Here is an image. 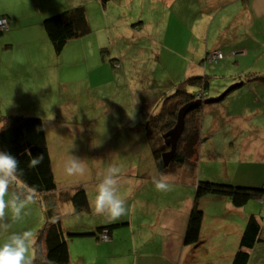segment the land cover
I'll list each match as a JSON object with an SVG mask.
<instances>
[{"label": "rangeland", "instance_id": "obj_1", "mask_svg": "<svg viewBox=\"0 0 264 264\" xmlns=\"http://www.w3.org/2000/svg\"><path fill=\"white\" fill-rule=\"evenodd\" d=\"M52 1L0 0V15H7L8 19L7 30L0 33V116L20 114L41 117L53 158L56 182L59 186L82 185L92 201L100 180L111 165L123 166L118 195L125 192L121 183L125 177H132L126 171L127 166L141 160L143 152H149L148 144L140 134L161 100L173 93L181 80L191 75L208 74L209 90L205 95L216 98L240 82H232L231 74L237 77L238 73H249L264 67V33L256 39L259 44L255 45L249 39L237 49L227 51L223 48V58L218 62H204L205 58L201 56L205 50L215 49H212L214 44L210 38L196 35V20L202 16L201 13L206 16L211 14L213 0H184L178 11L175 6L165 7L163 0H58L62 4L60 9L46 11V8H40L53 6ZM198 3L202 4L201 8ZM78 4L85 7L91 31L69 40L56 54L51 51L53 48L44 30L43 19ZM219 9L216 7L212 15ZM229 15V7L226 6L215 15L213 22L212 19L209 22L214 26ZM177 31L182 36L176 35ZM250 31L248 35L254 34L253 28ZM28 41L32 42L30 47ZM6 43H10L11 48H4ZM197 43L202 48V55L194 60L191 52ZM47 46H50L52 54H47ZM104 57L108 60L104 61ZM237 57L238 62L235 61ZM113 58L117 59L114 67L110 61ZM260 82L264 84V81ZM246 84L233 88L219 101L203 105L198 156L192 163V171L189 170L190 163L180 167L184 170V184L176 186L168 183L170 191L158 192L151 187V181L144 178L150 183L144 197L151 201L160 197L172 203L176 196L182 198L185 205L186 198H189L187 194L194 196L193 183L209 180V177L202 178L204 175L212 177L209 181L229 183L225 176L228 177L235 165L243 162L241 150L246 140L255 136L254 145L264 143V130H252L255 125L264 128V90L259 84H255L254 88ZM191 88L194 89L193 86ZM199 98L203 99V96ZM245 114L247 118H244ZM51 116L54 118L48 120ZM234 116L242 118L234 121ZM229 117L232 119L229 120ZM73 156L85 163L84 175L66 173L65 166ZM249 156L255 157L254 154ZM92 164L95 170H92ZM152 168L158 171L156 167ZM180 168H177L178 172L182 170ZM153 169H147L150 175ZM149 174L145 177L149 178ZM135 180L130 178V181ZM17 182L10 186V194L14 192L19 197L21 193L24 194L22 197L29 198L27 191L30 190L25 187L23 190L19 187L22 183ZM66 190L72 192L73 188ZM225 199L230 200L228 196H222L218 203L212 201L209 204V210L222 215H208L210 218L204 219V233L200 234L198 246L192 245L195 252L188 262L231 264L239 246V230L246 224V217L237 210L225 211ZM254 199L246 204L260 217L263 240L256 244V249L250 250L248 262L264 264V199ZM181 202L176 201L177 204ZM126 204L130 208L127 201ZM33 206L34 214L38 213V205ZM138 207L153 209L151 203H140ZM201 207L203 209V205ZM39 213L38 222L34 217L35 231L41 229L45 222L42 210ZM61 215L62 219L70 217L68 214ZM187 223L188 219L184 231ZM15 225L19 228V222ZM3 229L7 232L13 229L7 227L5 218L4 222L0 220V230ZM126 237L131 239L130 234Z\"/></svg>", "mask_w": 264, "mask_h": 264}, {"label": "crops", "instance_id": "obj_2", "mask_svg": "<svg viewBox=\"0 0 264 264\" xmlns=\"http://www.w3.org/2000/svg\"><path fill=\"white\" fill-rule=\"evenodd\" d=\"M35 1V0H34ZM165 7L172 8L175 6L177 11L182 7L184 0H163ZM218 3V4H217ZM36 9L38 10V5L35 3ZM52 5L41 6L40 8H46V11L53 9L62 8V4L58 0L52 1ZM214 8L211 11V14L206 16L201 13L202 16L198 17L196 20L198 35L200 38L206 36V38H210L213 42L214 47L212 49H219L222 51L223 48H226L227 51H231L234 49L243 46L245 42L249 39H252L253 42L259 44L256 39L258 36L261 38V33H264V0H213ZM226 6L229 7L230 15L224 20L221 21L214 26H212L209 19H212V22L215 19V15ZM198 7H202L201 3H198ZM216 7H220L218 12L215 15H212L214 9ZM204 15V16H203ZM7 16V15H4ZM214 16V17H213ZM208 17V18H207ZM20 23V17H19ZM40 24V23H39ZM242 24V25H241ZM10 25V22H9ZM253 33L248 35V30H252ZM45 30V29H44ZM251 32V31H250ZM47 35V34H46ZM176 35L182 36L180 31L176 32ZM256 36V37H255ZM177 37V36H176ZM259 39V38H258ZM250 41V40H249ZM241 42V43H240ZM262 42V41H261ZM29 47L32 45L31 41H28ZM199 43L195 44L192 48V58L195 60L199 56L202 55V48L198 47ZM49 45V41H48ZM237 47V48H236ZM4 48H11L10 43L4 44ZM211 49V50H212ZM54 51V50H51ZM201 57H205L206 52ZM47 54H52L50 52V46H47ZM237 54V53H236ZM233 55V56H236ZM54 58V57H53ZM204 59V58H203ZM236 62H238V57L235 58ZM106 57H104V61H106ZM117 59H110L111 66H113L114 61ZM202 60V59H201ZM200 60V62H201ZM33 62L36 63V58L33 59ZM106 65V64H104ZM109 69L108 65L105 66ZM201 68V67H200ZM205 69V67H204ZM110 70V69H109ZM252 73L253 75L248 76V74ZM264 75V67H259L258 69H253L249 73L242 72L238 73L237 77L234 74L231 76V81H242V84L247 83V87L254 88L255 84L261 85L264 90V80L255 79V75ZM208 92V91H207ZM249 108V107H248ZM250 114H254L251 111H248ZM235 120L237 118H242L241 116H234ZM248 116L245 114L244 118ZM232 117H229L231 120ZM255 125V123H252ZM145 127V126H144ZM256 125L252 130L260 131L264 130V128L257 127ZM47 135V133H46ZM142 138L148 144V141L145 137V128H143L142 133L140 134ZM133 139V138H131ZM256 139L255 136L249 137L246 140V145H243L242 148V161L239 164L235 165L236 168L233 171H230L229 176H225L227 182L232 184H240L251 187H262L264 188V148H261L264 143L260 146L254 145L253 141ZM48 140V137H47ZM49 145V144H48ZM149 152L145 151L141 156H144L141 160L137 162H132L129 166H127L126 171L130 172V176L125 177L122 181L123 187H125V192H119L120 197L128 202L129 206L126 204L127 213L122 216L118 221L115 222H107L105 217H98L94 214L90 203L91 198L89 199V192H87L88 200H89V210L88 213L83 214L85 211L75 212L73 204L68 199V194L71 191H67L66 188H74L80 185H64L61 186L57 183L56 190L53 191V194L59 201V213L60 216L63 214L64 216H70L68 219L63 217L62 223L64 229H69L70 231H80V232H91L96 231L97 227L118 223L121 224L115 227L110 232V239L103 240L99 238L98 235L87 234L79 237H73L68 241L69 247V264H192L187 260L194 254L195 247L192 245H186L184 243V233L186 221L188 219V214L190 212L191 206L193 204L194 196L190 195L186 198L187 203L184 205V200L175 196L172 203H168L165 200L157 197L154 200L147 199L144 197L147 187L152 185L151 187L155 188V180L163 179L169 184L173 185H183V181H185V175L183 168L181 166L173 167L168 175L159 174V172L152 167H155L151 148L149 147ZM51 161L53 162V158L51 155V151H49ZM147 154V155H146ZM254 154L255 157H250L249 155ZM88 164V163H87ZM53 165V163H52ZM89 165V164H88ZM92 170L94 169L93 164L90 165ZM153 169L150 175L147 169ZM177 168L182 169L178 172ZM54 172V170H53ZM141 177H139V175ZM149 174V178H146L145 175ZM178 174V175H177ZM55 175V172H54ZM176 176V177H174ZM212 180L210 175H204L202 178H208ZM56 178V176H55ZM130 178H138V180L130 181ZM151 181L150 183L144 181ZM225 180V179H224ZM15 183H19L14 181ZM93 183V182H92ZM195 184V183H193ZM148 185V186H147ZM82 186V185H81ZM21 187V184L20 186ZM11 192L12 198H16L15 193ZM13 194V195H12ZM19 193V200L25 202L27 207L22 210V219L20 221H14L11 219V213L9 212L8 216L5 217L7 227H12V230L6 231L7 229L0 230V245L6 242L7 238L12 233H23L25 231L32 233V242L30 243V254L33 256V244L37 237V234L40 229L35 231L37 226L34 225V217L35 222L39 221L40 213L42 210L44 213L43 206V196L38 194H30L29 198L34 199V203H29V198H24ZM126 199H125V198ZM191 197V198H190ZM10 197H6L8 199ZM222 199V196L213 197L208 196L204 197L200 202V207L203 205V229H201V235L204 233V223L208 217V215H212L217 217L220 214H216L212 210H209V204L214 201L218 203ZM264 197H257L254 200H262ZM176 201H182L181 204H177ZM225 201L226 207L225 211H235L242 213L243 216L246 217V221L251 214H255L252 208L248 209L247 204L243 207L236 208L232 205L231 201ZM147 204L151 203L153 209H141L138 207L139 204ZM31 204V205H29ZM38 205V213L34 214V206ZM202 208V207H201ZM140 212V213H139ZM139 213V214H138ZM34 214V215H33ZM138 214V215H137ZM79 215V219H76V216ZM258 216V215H257ZM259 217V216H258ZM260 219V217H259ZM4 222V219L2 220ZM19 222V228L15 223ZM138 223L137 227L135 224ZM44 224V223H43ZM36 226V227H34ZM43 226V225H42ZM245 226V225H244ZM244 229V227H243ZM243 229H241L243 231ZM239 232L242 233V231ZM131 235V239H128L126 236ZM238 234V233H237ZM240 234V233H239ZM241 235V234H240ZM239 236V235H238ZM5 237V239H4ZM201 238V236H200ZM198 246V245H197ZM255 245L252 248V251L256 249ZM251 258V255H250ZM248 262L247 264H250Z\"/></svg>", "mask_w": 264, "mask_h": 264}, {"label": "trees", "instance_id": "obj_3", "mask_svg": "<svg viewBox=\"0 0 264 264\" xmlns=\"http://www.w3.org/2000/svg\"><path fill=\"white\" fill-rule=\"evenodd\" d=\"M2 16L5 17L0 15V17ZM42 24L56 54L62 51L69 40L87 35L91 31L85 7L81 4L44 18ZM3 31L5 30H0V33ZM251 75L253 74H248V76ZM254 77L258 80H264L262 74ZM208 78L209 75L204 73L191 75L181 80L174 88L175 91L161 100L157 111L150 116L145 124V137L159 173H170L173 167L188 163L191 165L189 170L192 171V163L198 156L202 107L206 103L204 100L208 96L205 94L209 90ZM202 96L203 99H200L199 97ZM198 99L203 102L192 107L185 114L184 129L177 141L173 159L165 165L162 154L167 152L170 146L165 143L163 133L175 125L178 112L183 106ZM0 126H3L0 128V151L12 154L19 161L18 179L15 181L22 183L23 190L25 187L32 191H27L28 196L30 194L43 196L45 222L33 244L34 264H69L68 241L73 237L87 234L100 237V233L106 230L110 238V232L121 224L102 225L97 227L96 231L91 232L64 229L59 213V201L52 195L57 188V183L43 119L36 115H2L0 116ZM39 154H43L42 163L35 169L29 168L30 156ZM193 158L194 160L191 161ZM172 164L174 165L170 168ZM210 194L228 196L234 207H243L250 199L264 197V188L209 180L196 181L193 205L190 209L184 234L186 245L197 246L200 243V230L203 220L200 202ZM20 195L24 196V194ZM68 199L73 204L75 212L89 210V200L83 186L75 187L68 194ZM54 216L60 218L56 223H52ZM261 240H263L262 225L257 215L251 214L241 233L239 246L233 255L231 264H247L250 250Z\"/></svg>", "mask_w": 264, "mask_h": 264}, {"label": "clouds", "instance_id": "obj_4", "mask_svg": "<svg viewBox=\"0 0 264 264\" xmlns=\"http://www.w3.org/2000/svg\"><path fill=\"white\" fill-rule=\"evenodd\" d=\"M132 117V116H130ZM54 117H49L52 120ZM3 126H0L2 128ZM98 144L93 146H97ZM30 154V153H29ZM43 161V154L30 156L28 167L37 168ZM19 168L18 159L12 154L0 151V220H3L11 213V219L20 221L22 219V210L27 207L25 202L18 197L12 198L10 186L14 183ZM123 166L111 165L107 168L100 180L96 196L91 201L90 206L96 215L104 216L107 222L118 221L126 214V201L118 195L119 175ZM65 171L68 175H84L86 172L85 163L78 157H71ZM155 188L158 192H167L171 188L163 180H155ZM6 197H10L6 199ZM29 203H34L33 198H29ZM58 216L52 218V223L59 221ZM79 219V215L76 216ZM32 242V233L25 231L23 233H12L2 245H0V264H34V257L30 254V243Z\"/></svg>", "mask_w": 264, "mask_h": 264}, {"label": "water", "instance_id": "obj_5", "mask_svg": "<svg viewBox=\"0 0 264 264\" xmlns=\"http://www.w3.org/2000/svg\"><path fill=\"white\" fill-rule=\"evenodd\" d=\"M241 84H242V82L240 81V82L232 85L230 88H228L222 94H220L218 97L207 98L204 100V102L212 103V102L219 101L229 91H231L235 87L240 86ZM202 102H203L202 100L198 99L197 101H192V102L186 104L185 106H183L180 109V111L178 112L175 125L171 129H169L165 133H163V139H164L165 143L170 146V149L167 152H164L162 154V158H163L165 165H167L173 159L177 141H178L179 137L181 136L183 129H184V116H185V114L187 113V111L189 109H191L194 106L200 105Z\"/></svg>", "mask_w": 264, "mask_h": 264}, {"label": "built area", "instance_id": "obj_6", "mask_svg": "<svg viewBox=\"0 0 264 264\" xmlns=\"http://www.w3.org/2000/svg\"><path fill=\"white\" fill-rule=\"evenodd\" d=\"M7 27H8V19L3 16L0 17V30H7ZM204 58H205L204 62L206 63H216L223 58V53L221 50L215 49L207 52ZM99 238L105 241L110 239L106 230L100 233Z\"/></svg>", "mask_w": 264, "mask_h": 264}]
</instances>
